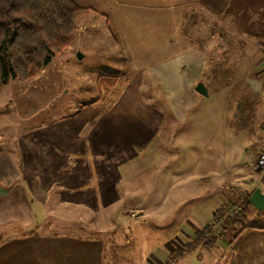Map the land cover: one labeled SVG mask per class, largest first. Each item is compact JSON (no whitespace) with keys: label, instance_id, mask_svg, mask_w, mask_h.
Returning a JSON list of instances; mask_svg holds the SVG:
<instances>
[{"label":"rangeland","instance_id":"374dc122","mask_svg":"<svg viewBox=\"0 0 264 264\" xmlns=\"http://www.w3.org/2000/svg\"><path fill=\"white\" fill-rule=\"evenodd\" d=\"M75 1L91 10L77 19L70 46L33 79L10 80L0 89V120L8 125L4 137L9 157L16 158L20 142L21 157L29 159L25 164L36 169L31 178L39 190L35 198L30 193L35 216L32 226L0 225V264H230L229 242L220 238L225 232L208 250L200 240L192 239L172 252L174 242L169 240L188 227L181 212L161 220L156 212L144 216L135 211L165 202L166 186L172 180L163 175L158 157L157 150L166 143L159 137L162 130H154L148 147L136 149L137 153L147 150L140 152L142 156L135 153L131 158L122 149L111 148L110 141L96 149L97 133L92 126L98 112L96 115L91 102L101 96L99 76L107 70L121 72L111 94L99 101L104 108L123 102L127 85L136 77L133 89L138 92L129 89L127 106L149 125L160 122L161 111L170 127L177 122L171 99L165 94L160 98L161 82L153 73L163 68L159 64L165 56L169 73L171 56L183 53L186 63L196 64H185L184 72L210 90V96H198L194 106L197 113L201 111L199 121L208 122L217 134L215 143L232 153V166H252L256 155L244 151L249 136L241 129L239 104L226 97L235 88V78L247 70L240 59L244 52L220 47V35L212 32L214 19L206 17L212 9L218 14L237 11L241 0ZM246 3L247 7L251 4ZM219 20L223 23L229 18ZM197 26L201 32H210L202 35L200 51L195 43V38L200 39ZM255 41H250L254 48L246 50L249 61L259 56L262 60L264 41ZM193 52L199 56H191ZM263 69L261 63L253 67L256 73ZM187 121H192L191 112ZM220 124L231 126V137ZM251 136L260 138L255 131ZM168 147L173 151L171 142ZM254 150L259 152V146ZM209 164L200 162L197 170L201 172ZM131 170L144 172L130 180L136 182L133 185L127 184ZM118 172L123 175L120 180ZM133 187L139 189L135 194ZM168 196L174 205L182 195L170 191ZM234 202L245 204L241 199Z\"/></svg>","mask_w":264,"mask_h":264},{"label":"crops","instance_id":"0c3cea01","mask_svg":"<svg viewBox=\"0 0 264 264\" xmlns=\"http://www.w3.org/2000/svg\"><path fill=\"white\" fill-rule=\"evenodd\" d=\"M247 1L251 3L248 7ZM239 6L237 11L229 9L224 14L215 13L212 9L206 17L211 16L214 19L212 21L214 23L212 32L220 35L218 39L220 47L244 52L240 59L243 61L241 64L246 66L247 70L235 78V88H233V91L230 90V93L227 91L226 97L232 99L235 105L239 104L237 111L240 114L238 116H240L241 129L249 136V139L244 142V151H253L256 155V160L252 166H232V153L226 146H222L223 144L215 143L214 139L217 134L213 133V128L210 127L208 122L199 121L201 111L197 113L194 107L199 102L198 96H201L196 91L198 81L193 75L184 72L185 64L192 66L196 64H193V62L186 63L183 53L171 56V70L169 73L166 70L168 68V56L161 59L159 66L161 67L164 64L163 68L153 73L154 76H158L161 82V90L158 91L160 98L162 94H165L167 98L171 99V111L177 122H173L174 124H170L169 127L161 111H158L160 121L158 124L152 123L149 125L135 116L134 111H131L127 106L129 96H126L130 94L128 93L129 89L138 92L133 89L134 82L137 80L136 77H133L132 83L128 82V91L123 97V102L118 101L116 105H110L111 107L106 108H104L105 105L102 102L92 105L91 108L95 110L96 115L98 112L97 122L93 124L92 129L97 133L95 137L96 149L98 144H100V148H103V143L110 141L111 148L122 149L131 158L139 148L148 145L155 129L162 130L159 137L166 143L162 146L161 151L157 150L159 152L158 157L161 158L163 175L169 181H172L170 185L166 186L167 196L165 202L160 203V205H151L149 209L137 208L135 211L139 214L142 213L144 216H149L147 214H150V211L156 212L161 220L174 217L181 212L180 216L184 218L183 221L188 223V227L179 230L169 240L174 242L170 251L173 252L176 248L181 249L179 245H182L185 241L196 240L202 234V231L206 230L216 211L228 203L241 199L245 200L242 214L228 225L224 236L220 238L225 242L226 240L229 242L230 264H264V229L260 228L264 227V211L254 208L249 203L250 196L257 188H260L264 193V173L256 167L257 157L260 152L264 151V69L256 73L253 67L258 63L262 64L261 57H254L249 61L247 60L248 51H246L249 48H254L253 43H250V41H264V0H241ZM222 18H229V21H223L222 23V20H219ZM235 18L238 19L236 22L233 21ZM195 29L193 30L200 31L198 26ZM205 33L210 34L209 31H200L198 33L200 39L195 38L198 51L201 50V46L204 44L202 35ZM214 38L213 35L212 39ZM214 43L216 42L214 41ZM249 43L252 46H249ZM194 55L199 56L197 52H193L191 56ZM207 90V97H209L210 90ZM240 98L241 103H239ZM190 112L192 113V121L189 122L187 117ZM7 126L0 120V225L16 222L24 227H29L35 221L30 193L32 198H35L39 191L36 189L38 187L37 182L32 179L36 169H32L25 164V159L27 161L29 159L21 157L24 151L21 149L22 144L20 142L16 146V158L9 157V147L4 137ZM219 126L222 128L223 133L227 131L229 137L232 136L231 126L228 128L224 124ZM167 130L174 131L167 134ZM252 131H255L260 138H252ZM167 138L173 145V151L168 147ZM257 146L260 148L259 152L254 150ZM146 151L139 150L137 154L142 156L140 152ZM200 162L210 164L204 166L203 170L199 172L197 168L199 169ZM215 162L220 163V165L216 167ZM171 163L176 164L171 166ZM143 173L139 170L129 171L127 184H136L134 180L133 182L130 180L136 179ZM121 177H123L122 173L118 172L117 178L120 180ZM143 183L147 184L145 177ZM185 188H188L189 191L185 192ZM133 189L134 194L139 190L135 187ZM170 191L182 195L179 196L177 204L173 205L169 203L170 201L168 202ZM185 193H187V196H185ZM247 199L248 203H246ZM135 216L140 217L141 215L135 214ZM152 257L161 259V257L155 255ZM151 263L154 264L152 261Z\"/></svg>","mask_w":264,"mask_h":264},{"label":"trees","instance_id":"16d2710c","mask_svg":"<svg viewBox=\"0 0 264 264\" xmlns=\"http://www.w3.org/2000/svg\"><path fill=\"white\" fill-rule=\"evenodd\" d=\"M89 10L75 0H0V89L10 80L29 81L43 71L70 46L77 19ZM122 76L103 72L97 80L101 96L91 103L105 100ZM204 232L196 240L208 250L218 237L204 239Z\"/></svg>","mask_w":264,"mask_h":264},{"label":"built area","instance_id":"2783aa9c","mask_svg":"<svg viewBox=\"0 0 264 264\" xmlns=\"http://www.w3.org/2000/svg\"><path fill=\"white\" fill-rule=\"evenodd\" d=\"M262 55V64L264 67V52ZM256 167L264 173V151L259 153ZM242 211L243 204L237 202L225 205L216 211L213 215L212 221L209 223L203 234V238L212 239L213 237H220V235L225 232L228 225L240 217Z\"/></svg>","mask_w":264,"mask_h":264},{"label":"water","instance_id":"95a60500","mask_svg":"<svg viewBox=\"0 0 264 264\" xmlns=\"http://www.w3.org/2000/svg\"><path fill=\"white\" fill-rule=\"evenodd\" d=\"M196 91L202 95L207 97L208 90L204 84L200 83L196 87ZM249 203L256 209L260 211H264V193L261 191L260 188H257L249 198Z\"/></svg>","mask_w":264,"mask_h":264}]
</instances>
